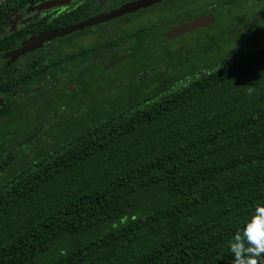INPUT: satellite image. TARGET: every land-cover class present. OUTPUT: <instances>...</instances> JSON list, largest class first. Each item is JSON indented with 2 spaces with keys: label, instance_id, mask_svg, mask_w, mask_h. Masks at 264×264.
Masks as SVG:
<instances>
[{
  "label": "trees",
  "instance_id": "16d2710c",
  "mask_svg": "<svg viewBox=\"0 0 264 264\" xmlns=\"http://www.w3.org/2000/svg\"><path fill=\"white\" fill-rule=\"evenodd\" d=\"M152 24L129 36L164 22ZM255 38L185 83L161 68L152 82L141 66L11 114L17 126L0 128V264H233L232 235L264 204Z\"/></svg>",
  "mask_w": 264,
  "mask_h": 264
},
{
  "label": "flooded vegetation",
  "instance_id": "af4514ba",
  "mask_svg": "<svg viewBox=\"0 0 264 264\" xmlns=\"http://www.w3.org/2000/svg\"><path fill=\"white\" fill-rule=\"evenodd\" d=\"M48 1L62 0H0V128L5 127L6 124H9L8 127L17 126L10 122L11 114L17 118L20 112L30 111L33 105L54 98L55 93L61 90L64 93L79 91V84L84 82L93 86L95 80L101 78L103 74L111 76L113 79L122 78L121 76L126 73L121 74L124 69L121 66L118 67L119 64L114 68L106 66L113 61L111 60L112 53H116V56L119 57L128 56L119 62L126 64L130 60V55L127 52L136 44L137 36H129V34L121 32L124 31L127 24L139 21L143 16L149 14L147 13L148 9L155 7L152 11L158 9L166 11L163 7L168 0L144 9L148 11L142 13L144 14L142 17H139L141 15L139 12L128 14L62 37H56L45 42L42 47L34 48L16 59L7 56L19 50L24 42L33 36L66 28L86 19L109 13L134 0L127 2H123V0H65L67 2L63 5L39 9ZM200 2L185 3L183 0L180 10L171 11L180 14L182 20L173 19L171 14V26L168 27L166 34L172 28L195 18L214 14L212 8L215 6L207 7V2L205 3L203 0ZM224 2L229 3L228 0H224ZM244 2L247 5L255 3L254 0H243L238 7L233 8L231 3L229 5L232 9H236L242 7ZM186 11L188 12L187 17H185ZM213 23L210 26L201 27L200 34L206 36ZM167 24L164 27H167ZM114 34H118V36L114 38ZM99 36L102 38L97 39ZM262 36L264 33L255 34V37ZM79 37L86 41L82 43L84 45L76 48L78 45L74 43ZM139 37H143L145 43L143 52L149 54V49L153 48V46L150 47L149 42L152 36L141 35ZM166 39H168L167 36ZM127 43L129 44L127 45ZM64 46H70L76 50L67 54L60 53V49ZM238 49L236 48L234 51ZM181 50L185 52V45L181 47ZM234 51L224 53L222 55L224 58L219 63H213L212 66L221 65ZM74 53L76 55H73ZM160 68L163 72L165 70L171 76L181 80L182 83H185V74L191 71L190 69L185 73L184 68L180 67L177 62H173L171 66L167 67H161L159 63H155L147 67V71L143 68V75L146 74L152 82H156L163 76L160 73ZM111 73L115 76H112ZM56 97L58 102H64L66 99V96L62 94ZM23 102H26L24 106H22ZM14 122L18 123L19 119H15Z\"/></svg>",
  "mask_w": 264,
  "mask_h": 264
},
{
  "label": "rangeland",
  "instance_id": "374dc122",
  "mask_svg": "<svg viewBox=\"0 0 264 264\" xmlns=\"http://www.w3.org/2000/svg\"><path fill=\"white\" fill-rule=\"evenodd\" d=\"M203 1L208 4L213 3V6H215L212 8L214 23L206 36L200 34V28L187 32L184 35L176 36L172 40L166 39V31L171 26L170 16L172 13L164 10L149 12V14L143 17L139 16L142 17L139 21L127 24L124 27V31H120L121 33L130 34L141 28V26L152 23L164 22L162 27L169 23L164 29L158 28L159 30L150 35L152 36L149 39L150 47L153 46V48L149 50V54L143 52V37L136 38V44L127 52L130 55V60L126 64L119 63L118 65V67L121 66L124 69L121 71V74L129 73L131 70L141 66L143 68L144 66L150 67L155 63H159L161 67H167L171 66L173 62H177L180 67L184 68L185 73L190 69L211 67L213 63H219L224 58L222 55L226 52L234 51L239 47H241V51L248 50L256 39L255 34L264 31V25L262 27L258 26L264 18V14L262 13L264 0H254L255 3L249 5L244 2L242 7L236 9H232L229 3L222 2V0ZM187 2L201 3L200 0H187ZM209 34L210 36H208ZM220 34L222 35L219 37L218 44H213L215 40H211L212 36ZM117 36L118 34H114V38ZM101 38L102 36L97 37V39ZM85 41L86 39L83 40L82 37H79L74 44L78 45L76 48H79L84 45L82 43ZM183 45H185V52L181 50ZM208 46H211V49ZM76 48L64 46L59 52L67 54L70 51L76 50ZM243 48L244 50H242ZM117 58L120 57L116 56V53L111 54V60ZM188 59H190L191 64Z\"/></svg>",
  "mask_w": 264,
  "mask_h": 264
},
{
  "label": "water",
  "instance_id": "95a60500",
  "mask_svg": "<svg viewBox=\"0 0 264 264\" xmlns=\"http://www.w3.org/2000/svg\"><path fill=\"white\" fill-rule=\"evenodd\" d=\"M163 1H166V0H134V1L127 2L109 13H104V14L86 19L85 21L73 24L69 27L62 28L60 30H54L51 32L42 33L41 35H38V36H33L29 38L28 41L24 42V44L19 50L7 56L12 57L13 59H16L19 56L25 55L26 52L32 51L34 48L42 47L45 42L50 41L56 37H62L66 34H70L75 31L83 30L86 27L94 26V25H97L103 22H108L112 19L122 17L128 14L136 13L140 10L147 9ZM65 2L67 1L65 0L56 1V2L48 1L47 3L41 5L39 9L52 8L55 6L63 5ZM213 21H214L213 15L195 18L189 22H186L185 24L172 28L171 30L167 32L166 36L168 37V39H171L176 36H180L184 33L196 30L201 27L210 26L213 23ZM126 57L128 56L117 58L109 62L106 67L107 68L114 67L118 62L123 61Z\"/></svg>",
  "mask_w": 264,
  "mask_h": 264
},
{
  "label": "clouds",
  "instance_id": "9594fccd",
  "mask_svg": "<svg viewBox=\"0 0 264 264\" xmlns=\"http://www.w3.org/2000/svg\"><path fill=\"white\" fill-rule=\"evenodd\" d=\"M228 250L233 264H264V204L254 206L249 218L232 235Z\"/></svg>",
  "mask_w": 264,
  "mask_h": 264
}]
</instances>
